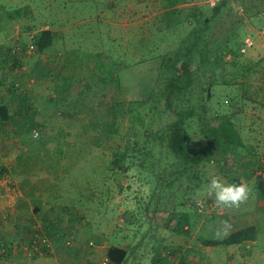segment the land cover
<instances>
[{
	"label": "rangeland",
	"instance_id": "374dc122",
	"mask_svg": "<svg viewBox=\"0 0 264 264\" xmlns=\"http://www.w3.org/2000/svg\"><path fill=\"white\" fill-rule=\"evenodd\" d=\"M219 5L205 0H0V31L10 26L24 44L9 49L25 54L23 59L28 62L24 65H35L37 70L41 66L42 70L25 83L20 79L10 82V88L19 84L21 89L15 91H21L31 85L33 92L36 87L42 99L31 95L32 108L42 102V112L49 111L51 117L49 124L41 126L33 121L32 111L30 125H25L30 133L26 146L33 170L27 175L36 176L41 169L43 173L42 166L52 160L49 154L54 150L66 148L76 155L61 158V167L69 177L64 191L70 194L68 200L75 202L72 209L86 212L80 223L86 224L87 232L66 237L65 247L77 250L69 258L70 264H110L104 255L114 246L126 248V264H154L157 252L167 264H264V0H225L216 11ZM44 30L53 33L54 41L40 57L30 45L32 37ZM198 37L199 44L192 50V64L197 66L195 82L176 108L184 112L195 108L201 113L199 107L204 105L205 118L212 121L216 113L234 115L245 148L228 154L220 151L210 157L209 165L204 157L201 170L209 168L211 176L226 183L243 176L251 195L239 209L218 208L206 194V181L195 184L185 175L183 190L173 191L178 193L172 196L163 194L161 200L166 204L157 199L159 195L155 197L153 202L157 200L161 210L154 211V207L149 209L155 186L154 179L147 177L149 170L152 166L158 169L160 162L162 167L174 164L167 143L158 137L172 122L164 108L158 109L162 102L158 92L169 76L162 60L180 48L187 50L188 43ZM246 37L252 38L254 47L238 58L235 48L241 49ZM224 46L233 47L234 52ZM216 54H221L220 67L202 62L206 56L214 61ZM215 76L219 81L213 85ZM159 119L164 122L157 127ZM185 129L189 135L200 132L199 122L189 120ZM34 132L39 133L37 137ZM146 133L155 139L149 147L150 157H145L143 150ZM254 150L256 156L249 153ZM42 152L47 153L43 158L39 156ZM118 154L127 155L123 168L112 164ZM34 161L43 163L36 173ZM255 168L256 178L252 173ZM35 182L38 190L49 183ZM9 187L1 190L4 205L0 207L6 214V196L14 198L18 193L16 184ZM32 197L41 203V190ZM176 210L190 215L185 233L176 229ZM13 216L6 215L4 221H10L15 231L20 229L15 225L23 223L19 218L15 222ZM27 220L31 227L18 231L34 238L40 234L42 222ZM222 220L231 224L228 236L251 223L258 228V240L231 249L204 246L203 239H214ZM43 233L50 247L42 246L40 253L55 262L54 239ZM79 238L82 245L77 248L72 240ZM14 243H10L12 255L19 249L17 241ZM29 243V251H36ZM34 254L28 264H42V257L37 261ZM11 262L17 264L13 258Z\"/></svg>",
	"mask_w": 264,
	"mask_h": 264
},
{
	"label": "crops",
	"instance_id": "0c3cea01",
	"mask_svg": "<svg viewBox=\"0 0 264 264\" xmlns=\"http://www.w3.org/2000/svg\"><path fill=\"white\" fill-rule=\"evenodd\" d=\"M34 37L35 36L32 37L31 45H34ZM21 41L22 39L19 38L17 34L11 32L10 26H7V28L5 26V28H2L0 31V107L5 108L4 112H0V204L2 205L4 202V200L2 201L4 195L1 190H4V188L5 190H9V186L16 184V188L14 189L18 192L14 198L6 196V206H8L6 209L7 214L4 212L3 208L0 207V250L5 251L3 249H6L8 255L5 258L0 259V264H12V258L17 261V264H28L30 261H33L31 254H34L37 250L29 251L27 247L29 242V248L32 246L33 237H28V235L21 232L26 231L31 227V225H28L26 222L29 221L27 219L32 218L35 220H41L42 226L39 225L40 232H48L51 238L54 239V248H56L55 262L42 256V253H40L42 251V245L39 247L37 253L33 255L35 256V260L38 261V259L42 257V264H70L72 260L69 258L74 257L77 250H75L76 248H70V250L65 247L64 241L66 240V237H81L83 236V232H87V229L84 228L86 225L85 221L83 220L84 222H82V224H85L84 226H81L80 223V218L82 219L85 217L87 215L86 212L82 211L83 208L75 207L72 209V206H76L75 202L68 200L70 194L68 195L67 192L64 191V188L67 187V179L69 177L66 175L65 168L61 167L63 166L61 158L70 159V157L76 155L74 152L66 148L59 149L58 151L54 150L49 154L50 156L52 155V160L45 161L44 163L46 164L44 166H42L43 163L41 165L38 162H33L35 164V173L39 171L41 166L44 168L43 173L41 169L36 176L31 174L27 175V172L32 170L30 165L32 160L30 159V154L28 152L29 149L26 146L30 133L28 132L29 129L25 128V125L27 124V127H29L32 111L34 112L33 114H35L33 115V120L41 126L42 123L44 125L49 124L51 117H48L49 111L42 112V102L35 103L34 105L36 108H32V103H30L31 95H34L33 97H36L37 95V98L42 99V92L39 94L36 93L38 91H36V87H34V89L32 88L33 92L30 89L31 85L21 91L10 89V82H17L16 80L20 79L25 83L32 78L33 73L36 74L38 71H42L41 66H39V69L37 70L34 68L35 65H24L25 62H28L27 59H23L25 55L24 53L18 52L16 54L9 49V47L12 46H24L23 43L21 44ZM6 53L8 56L5 55ZM37 54L40 57L42 56V53L37 52ZM22 82L21 85L25 86ZM39 90L42 91V87H39ZM36 111L37 114L35 113ZM42 114L43 118L41 116ZM45 155H47L45 152L39 154L42 158ZM52 163H54V165ZM37 180H39V183L42 181L44 183L48 181L49 183H47L46 187H42V189L38 190L36 187L37 182H35ZM50 189L53 190L50 191ZM73 189V186H71L70 190ZM40 190L42 202L38 204H41L42 206L35 203L34 198L32 197L38 196ZM49 191L52 193L51 195L48 194ZM4 192L5 191H3V193ZM63 195L65 196L63 197ZM78 196L83 201L85 200V196L79 194ZM62 198H65V200H62ZM92 200L97 201V198L94 197ZM8 214L16 216V219H14L13 216L15 222L19 218L20 223H23L15 225V227L20 228L18 230L21 231H14V228L10 225V221H4V217ZM247 225L248 226L246 227L242 226L240 229L250 227L252 224L250 223ZM90 231L92 230L90 229L89 232ZM14 241H17L19 249L17 253L12 255L10 243L15 244ZM72 241L73 246L77 248L81 247L82 244L80 238ZM232 247L233 246H228L227 248L231 249ZM121 248L126 250L125 247L121 246ZM109 249L106 250L104 255L106 258Z\"/></svg>",
	"mask_w": 264,
	"mask_h": 264
},
{
	"label": "trees",
	"instance_id": "16d2710c",
	"mask_svg": "<svg viewBox=\"0 0 264 264\" xmlns=\"http://www.w3.org/2000/svg\"><path fill=\"white\" fill-rule=\"evenodd\" d=\"M222 3H220V5L218 4L219 6L215 8L216 11H219ZM53 41L54 35L50 30L41 31L39 35L33 38L34 47L39 53H43L48 50L53 45ZM198 41L199 37L190 42V45L188 43V45L186 46L187 50L186 48L185 50L180 48L179 50L173 52V54L167 55L162 60V66L165 69V72L169 73V76H166V80H164L163 85L158 92L162 97V102H160L161 105L158 109L162 110L164 108L165 111L169 114L171 118L170 120L172 122L165 127V129L162 131L163 133L161 132L158 137L160 138V140H163L167 143V149H169L174 156V164L167 163L166 165H164L166 167H162L160 162V164H158L160 165L158 169L152 166V169L149 170L150 175L147 177L151 176L155 181L153 192L154 196L152 198V204L149 209L153 210L154 207V211H159L160 209V204L157 202V200L153 202L155 197H158L159 195L160 197L157 199L162 202V205L166 204L165 201L161 200V198L164 197L163 194L165 192H169L172 196V194L175 195L176 193H178L173 191L183 190L182 184L183 180L185 179V175L188 180L192 181L193 183L195 182V184H197L202 179H204L206 183H208L212 174H209L211 172L209 168L206 170H201L204 157L207 159L206 164L209 165L210 157L215 156L220 151L224 154H228L230 150H235L236 148H245L244 141L242 140V136L238 129L239 127L233 120L234 115L230 114V112L222 115L216 113L213 116L212 121L206 120V108L204 105H200L199 107L201 113L197 112L195 108H189L187 112H184L183 110L180 111L176 108V103L179 100H181L183 97H187V95L189 96V93L191 92L190 87L195 82L193 73H195L194 71L197 66L192 64V58L194 56L192 50L198 46ZM238 48L239 47L235 48V55L238 54L237 57L239 58L243 54L241 52V49ZM224 49L229 52L231 51L232 53L234 52L233 47L230 46H224ZM220 55L221 54H216V58L214 59V61L211 60L209 56H206V58L203 59L202 62L206 64L215 63L217 67H220V64L222 62L220 59ZM239 63L236 62L235 64L237 65ZM222 67L224 70V67L226 66L222 65ZM215 77L216 79H214V82L212 83L213 85L219 81V78H217V76ZM15 89H20L18 84H16ZM114 105L115 104H112V109H114ZM4 109L5 108L0 107V112H4ZM200 114H202V117H200ZM189 120L199 122L200 132L192 131V135L187 134L185 124ZM33 121L36 122L35 120ZM162 122L164 121H162V119H159V124L157 127H159V125H161L160 123ZM146 136L147 143L145 144L143 150L146 151L144 152L145 157L146 155L150 157L151 154L149 151V147L155 141V139L152 134L146 133ZM249 153H253V156L257 155L256 151H250ZM126 157L127 155L118 154L116 160L113 161L112 164L123 168L121 164ZM176 165H178V167ZM258 167H263V165L258 163ZM163 168L165 169L161 171ZM160 171L162 172L161 174H159ZM252 173H255L256 178V174L258 173L257 168H255ZM232 182L245 183L243 176L233 178L231 180V183ZM196 206L197 203H195V207ZM198 206L200 207V209L203 208L202 204L198 203ZM200 209L199 211L202 212ZM174 213H176L175 216H177L176 218L178 221V225L176 226L177 231L179 233H185V230L188 229L186 227L190 225V215L187 214L186 211L178 212L176 210ZM42 233L40 232V234H34V236L42 235V237H44V233ZM258 234V228L256 226H250L234 231L224 239H203V244L207 247L255 244V242L258 240ZM127 257L128 251L122 249L121 246L111 247L107 253V259L110 264H126ZM155 258L158 261H155L154 264L168 263L167 259L163 261V258L159 256V252L155 253Z\"/></svg>",
	"mask_w": 264,
	"mask_h": 264
},
{
	"label": "clouds",
	"instance_id": "9594fccd",
	"mask_svg": "<svg viewBox=\"0 0 264 264\" xmlns=\"http://www.w3.org/2000/svg\"><path fill=\"white\" fill-rule=\"evenodd\" d=\"M206 194L213 198V203L216 207L222 209H239L246 204L251 195V189L247 183H226L218 176H211L206 185ZM214 234V239H224L228 236V229L231 224L228 220L219 222Z\"/></svg>",
	"mask_w": 264,
	"mask_h": 264
},
{
	"label": "built area",
	"instance_id": "2783aa9c",
	"mask_svg": "<svg viewBox=\"0 0 264 264\" xmlns=\"http://www.w3.org/2000/svg\"><path fill=\"white\" fill-rule=\"evenodd\" d=\"M225 0H205L206 3L211 4V5H218L222 2H224ZM254 47V41L252 40L251 37H246L244 42H243V47L241 48V52L247 53L249 50H251ZM30 49L32 50V52L35 50L34 45H30ZM38 132H34V136L37 137L38 136ZM32 246L31 248H33L34 250H38L39 247L42 246H48L50 247V244L48 243V240L44 237H42V235H36L34 238H32ZM91 246H93V242L90 243ZM3 246V244H2ZM5 251L0 250V259L4 258L5 256H7V250L3 249Z\"/></svg>",
	"mask_w": 264,
	"mask_h": 264
}]
</instances>
